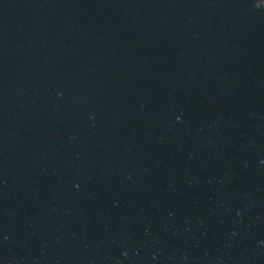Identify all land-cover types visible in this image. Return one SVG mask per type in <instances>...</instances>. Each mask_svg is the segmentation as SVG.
<instances>
[{
	"label": "water",
	"instance_id": "95a60500",
	"mask_svg": "<svg viewBox=\"0 0 264 264\" xmlns=\"http://www.w3.org/2000/svg\"><path fill=\"white\" fill-rule=\"evenodd\" d=\"M0 264H264V0H0Z\"/></svg>",
	"mask_w": 264,
	"mask_h": 264
}]
</instances>
